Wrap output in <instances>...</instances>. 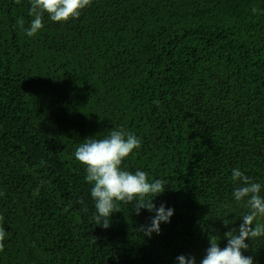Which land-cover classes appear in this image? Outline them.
I'll use <instances>...</instances> for the list:
<instances>
[{
	"label": "trees",
	"instance_id": "16d2710c",
	"mask_svg": "<svg viewBox=\"0 0 264 264\" xmlns=\"http://www.w3.org/2000/svg\"><path fill=\"white\" fill-rule=\"evenodd\" d=\"M30 7L0 0V264H200L210 235L225 247L248 211L232 170L264 195V0H93L33 37ZM113 129L141 140L122 167L165 182L161 234L132 204L94 219L74 152ZM246 243L264 264V236Z\"/></svg>",
	"mask_w": 264,
	"mask_h": 264
},
{
	"label": "clouds",
	"instance_id": "9594fccd",
	"mask_svg": "<svg viewBox=\"0 0 264 264\" xmlns=\"http://www.w3.org/2000/svg\"><path fill=\"white\" fill-rule=\"evenodd\" d=\"M20 0H17L19 3ZM29 15L34 17L29 27L25 28L23 18L17 24L33 37L44 28L43 17L47 14L51 21L65 24L73 19H79L82 12L90 7L93 0H30ZM253 12L257 9L253 8ZM141 147V140L131 132L113 129L104 139L88 138L76 148L74 156L78 162L86 167L85 179L93 185L91 196L95 201L97 215L94 219L99 226L108 228L109 218L120 212L121 202L132 204L135 213L141 209L155 212L150 225L142 226L140 231L144 236L151 237L153 233L161 234V223H170L174 209L161 204L159 208L153 200L166 190L163 180L149 182L148 174L137 170L132 173L123 166L127 157L134 150ZM232 181L235 187L233 196L237 202H243L248 209L242 216L243 223L238 229H230L224 233L227 245L220 246V239L216 235L209 236L210 247L200 264H254L253 257L244 255L249 250L248 240L264 236V195H261V184L253 182L239 168L232 170ZM2 195V194H0ZM225 227L232 222L223 219ZM6 231L0 226V252L5 250ZM178 264H196L194 256L180 255Z\"/></svg>",
	"mask_w": 264,
	"mask_h": 264
}]
</instances>
